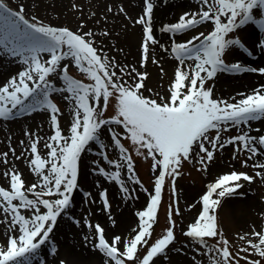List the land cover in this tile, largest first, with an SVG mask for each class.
Returning a JSON list of instances; mask_svg holds the SVG:
<instances>
[{
  "label": "snow or ice",
  "instance_id": "1",
  "mask_svg": "<svg viewBox=\"0 0 264 264\" xmlns=\"http://www.w3.org/2000/svg\"><path fill=\"white\" fill-rule=\"evenodd\" d=\"M196 3V10L182 13L176 22L159 29L170 35V51L177 62L168 87L161 94L147 86L148 72L121 66L104 53L96 43V33L91 29L83 31V22L76 31L52 26L36 16L26 18L23 4L14 10L7 0H0V59L10 57V63L20 66L18 72L0 85V119L10 121L43 112L52 132L45 138L26 130L28 143L19 142L22 146L19 155L10 146V138L9 151L0 152V164L4 166L0 177L7 183V187L0 186V226H3L0 264H32L42 247L49 245L58 218L71 209L83 154L95 145L99 146L97 154L115 169L109 172L99 168V174L116 183L124 199H138L136 190L130 191L122 179L124 172L129 182L141 183L134 158L122 140L130 141L137 156L151 158L154 186L152 192L144 189L148 194L146 206L135 212L137 223L126 236L116 234L109 238L99 223L83 219V226L88 229L83 244L101 255V264H156L158 259L167 260L168 250L177 239L172 218L175 201L169 206V226L150 243L166 178H171L175 196L176 181L185 162L195 159L200 165L197 170L207 171L215 154L228 145L236 146L234 160L239 159L240 152L247 154L241 161L242 167L251 166L258 171L253 176L232 170L208 183L198 201L201 205L198 215L182 234L198 249L202 247L212 264H240L241 260L245 264H262L264 224L260 230L253 226L251 232L239 235L238 239L247 247L233 254L219 227L217 209L223 200L242 195L239 190L243 182L252 183L256 177L264 180V161H255L257 156H264V134H250L251 122L264 120V84L248 94L238 93L240 99L233 97L234 102L214 98L213 88L206 85L220 73L264 76V66L225 62L233 47L251 55L241 39L230 34L249 24L264 32V0H196ZM156 6V0H142L141 14L134 21L141 26V68L149 62L159 66L154 55L156 46L169 51L154 32ZM119 10L124 11L122 6ZM108 11H112L111 6ZM208 25L210 30H199ZM189 32L195 34L183 42L174 38ZM103 35L108 36V31ZM259 43L264 50V38ZM71 66L88 82L74 78ZM160 74L165 75L162 67ZM53 94L61 95L70 106L66 129L61 125L63 113L51 98ZM113 101L115 114L105 118ZM117 128L121 131H116ZM230 129H236L238 134L224 140L222 133ZM105 130L108 144L101 139ZM213 130L215 134L210 135ZM41 144L43 151L38 148ZM109 145L118 150L119 159H110L106 154ZM9 153L16 161L23 160L28 165L36 178L34 182L27 183L22 178V173L10 162ZM98 195L102 210L109 211L107 190ZM85 196L91 198V193ZM175 214L180 215L178 207ZM261 215L264 217V213ZM109 220L114 227V218L109 215ZM75 223L80 225L81 221ZM209 240L215 243L210 244ZM49 251L52 255L58 252L55 246ZM250 255L259 259H250ZM40 264L45 261L40 259ZM57 264L67 262L61 259Z\"/></svg>",
  "mask_w": 264,
  "mask_h": 264
},
{
  "label": "rangeland",
  "instance_id": "2",
  "mask_svg": "<svg viewBox=\"0 0 264 264\" xmlns=\"http://www.w3.org/2000/svg\"><path fill=\"white\" fill-rule=\"evenodd\" d=\"M44 0H7L10 7H12L14 10H18V5L23 4L25 7V15L26 18L31 19L32 16H36L39 20L43 21L45 24H50L52 26L57 27H68L73 31L77 30V26L83 22L85 27L83 28V31L92 30L96 33V43L99 45L104 53H106L109 57H114L116 62H118L121 66L124 65H130L136 67L138 70V63H140V52H138L137 55V65L130 63L127 59H123L121 57V54L119 51L122 49L125 50L129 45L134 46V48L140 47V40L138 36L135 35L136 29L135 27H131V23H134V21L137 19L135 15H139L142 10V4L138 6V11L136 12H130L128 11L124 15H121L120 23L117 25V27L113 25H106L102 29V24L98 23L99 15L97 14L95 17V20H93L94 23H97L99 28H93L94 26H91L89 24V20L84 16L85 11L92 10L95 8L94 6H103V9L99 10V14L103 11H108V8L112 4L110 3L111 0H91L92 3L89 5L87 4L90 0H84L83 4L80 0H62V1H53V2H47L46 4L43 3ZM90 1V2H91ZM121 4L124 6L125 10L128 8L124 5L123 2L118 4V10L121 7ZM169 4V0H160L159 7H165L166 8ZM44 6V8H42ZM114 6V4H113ZM197 8V5H196ZM195 6L192 10L188 9L182 11V13L186 11H194L196 10ZM49 9L51 11H49ZM49 11V12H48ZM120 11V10H119ZM124 12V11H123ZM178 12L179 10L173 9V13L166 17V20L164 21V24L168 23H174L178 20ZM71 13V15H70ZM129 14L128 17L126 15ZM86 15V14H85ZM135 16V18H134ZM102 15H100V18ZM155 17V16H154ZM91 20V19H90ZM173 20V21H172ZM102 21V20H101ZM129 21V22H128ZM161 23V21L159 22ZM161 25V24H160ZM161 26L156 24L154 21V32L157 38H159L160 42L170 50L171 45V39L169 34L161 33L159 31ZM210 25L206 27L199 28L200 31H207L210 30ZM100 29H102L100 31ZM106 29V30H104ZM141 30V29H140ZM104 31L113 32L115 34L113 35V38L115 40V46L118 47V50H111V52H107L108 47L106 46L105 39L106 37L110 36H104ZM195 33L189 32L186 35H178L174 37L177 39L178 42H183L186 39L190 38L191 35ZM123 39L124 43H119V39H117V36ZM230 36L239 37L241 41L245 44V47L248 49V52L251 53L249 55L247 52H244L243 49H239L236 47H233L229 50V54L225 56V62L226 63H235L239 62L246 66H264V59L263 61L253 63L252 57L254 52V44L256 45L257 49H261L260 46V40L264 38V32H261V30L256 25H246L241 30H237L235 33L230 34ZM156 48V47H155ZM158 50L160 52L162 51L159 46H157ZM264 51V50H263ZM168 54V52H164ZM171 53V51H170ZM111 55V56H110ZM45 58H47V55H45ZM12 58H2L0 59V68H4L5 65L12 64L13 65V72L16 73L20 70V66L18 63H10L9 61ZM177 63V62H176ZM165 71V75L162 77L159 73H156L154 77L149 74V79H147L146 83L147 86L152 88L154 91H159L161 94L165 93L166 88L164 85V80H167L168 77H171L173 75V72L171 70H174V67H162ZM166 70H165V69ZM145 71V70H142ZM147 72V71H146ZM70 74L76 78L84 80L85 82H88L87 78L80 73L74 66L70 67ZM171 74V76H170ZM151 76L153 77L152 80H150ZM251 76L258 77L256 80V87L258 85L264 84V76L254 73H220L218 76L212 80L209 81L206 85L207 87L213 88V97L216 99H223L227 100L229 102H234L232 100L233 97H235L237 100L240 99V96L238 93H245L248 94L251 91L243 92L240 88H234L236 84L242 83V82H249L251 79ZM10 77V76H9ZM8 76L3 77V79L0 80V85H2L4 82H6ZM156 78V79H154ZM157 80V83L152 81ZM57 86H61V82L56 81ZM255 87V88H256ZM238 89V90H236ZM145 95H148V93H145ZM55 103L58 104L60 107L63 115L61 117V125L65 129L68 126L69 120H70V106L67 101H65L61 95L59 94H53L51 97ZM114 101L112 105L109 107L107 112L105 113V118H108L115 114V107H114ZM43 112L33 113L31 115H25L20 117H15L10 121H2L4 122V127H7L5 124H9L11 127V124L13 123V126L17 127L14 123H21L23 124V127H17L23 129V132L26 130L29 132H35L37 135H46L49 136L52 134L51 128L49 125L48 116ZM36 120H40L41 124L46 122L45 128H31V130L28 129L29 126L27 124L29 123H35ZM26 124V125H25ZM45 125V124H44ZM245 130H248L247 126H243ZM251 135L258 136L264 134V121H253L251 122ZM256 129H259V132L256 131ZM116 131H121V129L117 128ZM6 133V138H2V142H0V152H7L9 151V138L11 141V147L14 146L15 141H17L16 137L18 138V133L9 134L8 132H5V129L3 130V127H0V134ZM104 134L108 136L107 131L105 130ZM215 131L213 130L210 135H214ZM238 132L236 129H230L227 132L222 133V138L224 140H227L228 138L237 135ZM13 136V137H12ZM20 136V135H19ZM5 137V134H4ZM28 143V139L25 136L24 133H22V136H20ZM19 137V138H20ZM102 139V138H101ZM103 142L105 144H108L109 138L103 137ZM122 143L125 144V146L128 148L129 153L133 156L135 161V172L140 180V184H134L128 181L127 174L122 172V179H124L127 183V186L129 187L130 191L132 189H135V195L139 196V193H143L145 197H147L148 200V194L144 191V189H148L149 192H152L153 186H154V179L155 174L151 170V158L144 159L141 156H137L134 150V147L131 145L130 141L122 140ZM210 147V146H209ZM38 148L42 150V144L38 145ZM236 146L235 145H228L223 150H220L215 154L214 160L209 164L207 171L203 170H197L200 168V165L196 162L195 159L191 163L185 162L180 171L182 172V175L177 178L176 181V193L175 196L172 192L171 187V178H166L164 190L162 192V199L160 206L158 208L157 212V222L153 226V235L150 240V243L154 241L155 239L159 238L161 235H163L165 229L169 226L168 225V212H169V206L173 205V202L175 201V205L173 208V220L176 222L175 227V235L177 237L176 242L170 246L168 250V259L164 260L163 258L158 259L156 261V264H212L209 255L205 254L204 249L197 248V246L192 243L188 238H186L182 233L186 229V226L193 222L194 218L198 215V212L200 211L201 205L198 203L200 196L206 191V186L208 183L213 182L218 176L229 173L232 170H236L239 172H246L250 175L255 176V172L258 171V169H253L251 166L248 167H242L241 161L246 159L247 154L244 152L239 153V159H233V153L235 151ZM17 149V146H16ZM22 148L19 149V151H16V155H19ZM43 151V150H42ZM99 151V146L95 145L92 147L91 151L86 152L83 154V160L87 164V171L89 173H96L97 174V181L96 184L99 185V187L96 185L95 192L91 188L82 189L80 191L79 195L85 196V193H91L90 200L92 203H95L97 205L101 199L99 198V192L103 190H107L108 193V200L110 204V215H113V211L117 208V206H121L123 202L120 200L116 202V200H113V198H116L114 196L118 195L123 198L122 193L119 190V186L106 179L103 175L99 174V168H104L105 171H113L115 170L113 166L108 165L106 161L102 159L101 156H99L97 153ZM19 153V154H18ZM106 154L109 156L110 159L116 160L119 159V152L117 149H115L113 146L109 145L106 149ZM9 160L11 163L16 162L15 166L19 169V171L22 173V178L25 179L27 183H31L35 181V176L33 175L29 180L27 179L26 172L23 171L21 168H19L18 161L15 160L14 156H12L11 153H9ZM14 160V161H13ZM255 161H264V156H258L255 158ZM27 166V164L21 160L20 163H22ZM252 161L249 162L251 165ZM78 181H79V175H78ZM5 186H7L6 181H3ZM244 186L239 190V193L236 196L227 198L222 201V206L217 209V216H218V224L220 229L222 230L224 236L229 240L230 242V251L235 254L241 247H247V245L240 241L238 239L239 235H242L245 232H251L252 227L255 226L257 230H260L261 225L264 224V217H262V213H264V180H262L260 177H256L255 180L252 183L243 182ZM86 187V186H85ZM30 198H31V194ZM76 195L74 192L73 197ZM89 198V197H86ZM97 199V200H96ZM146 199V198H145ZM102 202V201H101ZM128 203V202H127ZM192 205H195V207H190ZM146 206V203L139 204L134 207L133 211L130 215H132V219L134 220V225L127 231H118L117 234L126 236L130 232V230L135 227L137 223V218L135 217V212L139 210H143ZM175 207H178L180 209V215L175 214ZM72 210V209H70ZM68 211L66 214L62 215L58 218V223L55 226V229L59 227L60 221H68L69 215L70 220L69 221H81L83 222V219L80 218V216H76L75 211ZM76 216V217H74ZM90 222L97 223L93 220H91L92 216H87ZM54 229V231H55ZM3 230V226H0V231ZM210 244H214L215 241L209 240ZM51 246H55V244H49L42 247L38 258L34 259L32 264H40V259H43L45 261V264H48L51 260H53L54 264H57V262L63 258L58 259L59 255H52L49 251V248ZM56 248L58 246H55ZM58 250V249H57ZM241 255H244V253H241ZM53 256V257H52ZM195 258V259H194ZM250 259H259L258 256L250 255ZM51 259V260H50ZM50 260V261H49ZM64 260V259H63ZM240 264H245L244 260L240 261ZM262 264H264V261H262Z\"/></svg>",
  "mask_w": 264,
  "mask_h": 264
},
{
  "label": "bare ground",
  "instance_id": "3",
  "mask_svg": "<svg viewBox=\"0 0 264 264\" xmlns=\"http://www.w3.org/2000/svg\"><path fill=\"white\" fill-rule=\"evenodd\" d=\"M53 1H62V0H44L43 3L46 4L47 2H53ZM91 1V0H90ZM88 1V5L90 3H92V1L90 2ZM81 3L79 4H83L84 0H80ZM123 2L124 5L128 8V10L124 8V6L121 4V6L124 9V12H121L118 10V4ZM110 3L112 4V11H103L102 14H99V10L103 9V6H94L95 8H93L92 10L89 11H85L84 16L90 21L89 24L91 26H94L93 28H99L97 23H94L93 20H95L96 15H99V20L98 23L102 24V29L103 27L106 25H113L114 27L120 23V16L124 15L125 13H127L128 11L135 13V10H139L138 6H140V4H142V0H111ZM114 4V6H113ZM156 7L154 9V21L156 22V24H158L159 26L164 25V21L166 20V17L174 14L173 13V9L175 7V9L179 10L178 15L182 14V11L185 10H192L193 7L195 6L196 8V0H169V4L166 8L165 7H159L160 5V0H156ZM42 8H44V6H42ZM182 10V11H181ZM49 11H51L49 9ZM48 11V12H49ZM86 14V15H85ZM141 14V12H140ZM139 14V15H140ZM71 15V13H70ZM100 15H102V17L100 18ZM139 15H135L137 18ZM129 14L126 15V17H128ZM134 16V18H135ZM91 19V20H90ZM102 20V21H101ZM161 21V23H159ZM173 21V20H172ZM129 22V21H128ZM161 24V25H160ZM130 25H132L131 27H135L136 32L135 35L138 36L139 40L141 41V26L137 25L135 23H131ZM100 29V31L102 30ZM106 30V29H104ZM109 34H111L110 36L106 37L105 39V43L106 46L108 47L107 52H111V50H118V47L115 46V40L113 38L112 34H115L113 32H109ZM117 36V35H116ZM120 37L122 36H117V39H119V43H124L123 39H121ZM139 41V42H140ZM254 52L255 54L252 56L254 58H252L253 63H257L260 61H263L264 59V51L263 50H259L257 49L256 45L254 44ZM158 48L156 46L155 48V52L154 55L156 56V58L159 60V66L156 64H152V63H147L145 65L144 68L140 67V63L137 62V55L139 51V47L134 48V46L129 45L125 50L123 51H119V53L121 54V57L123 59H127L130 63L139 64L138 68L140 69L139 71L145 70L147 72H149V74H151L153 77L154 75H156V73H158L160 71L161 67H175L176 65V61L174 59V57L172 56V54L170 53V50L168 51V54L164 53V52H160L157 51ZM111 56V55H110ZM159 69V71H158ZM165 69V68H164ZM166 70V69H165ZM171 72H173L171 70ZM165 73V71H164ZM15 73L13 72V65L9 64V65H5L4 68H0V80L3 79V77L5 76H11L14 75ZM160 74V73H159ZM161 75V74H160ZM150 78V80H152V77ZM171 76V74H170ZM258 77H254L251 76V80L249 82H242V83H238L235 85L234 88H240L241 90H243V92H248L253 90L256 85L258 83H256ZM149 79V78H148ZM156 79V78H154ZM155 82L157 83V80H154L151 82V84ZM169 83V77L167 78V80H164V85L165 87L168 85ZM238 90V89H236ZM45 115V114H44ZM3 120L0 119V127H3V130L5 129V132H8L9 134H14L13 131L15 133H18L20 136H22L23 129H21L23 127V124L21 123H14L15 125H17V127H21L18 128L13 126V123L11 124V127L9 126V124H5L8 126L4 127V122H2ZM264 121V120H263ZM45 124V125H44ZM26 125V124H25ZM28 129L31 130V128H45L46 127V122L41 124L40 120H36L35 123H29L27 124ZM5 134V137H4ZM18 135L14 137L17 139V141H15L14 146L16 149V151H19V149L22 148V146L20 145V139L22 137H20ZM42 137L46 138V135H41ZM13 137V136H12ZM20 137V138H19ZM101 137H107L109 138V136H107L106 134H102ZM2 138H6V133H2L0 134V139L2 140ZM22 139H26V138H22ZM28 139V137H27ZM0 140V142H2ZM28 142V141H27ZM25 144L27 145L26 141ZM1 145V144H0ZM19 154V153H18ZM84 156V155H83ZM258 157V156H257ZM14 161V160H13ZM14 164L16 162H13ZM19 168H21L23 171L26 172L27 175V179L29 180L34 174H32L29 171L28 165L25 166L22 163H20V161H18V165ZM88 167L86 162L83 160L82 157V161H81V165H80V171H79V181H78V188L75 190L76 195L73 198V203L71 206V209L73 211H75L76 216H80V218L84 219L87 218V216L89 217L90 215L92 216L91 220L99 223L106 231L107 237H112L113 235H116L118 233V231H127L129 230L135 223L133 222L134 220L132 219V215L131 212L133 211L134 207L139 205V204H143L144 202H147V197H145L143 195V193H139L138 199H134V200H127L124 199L122 197H120L117 193L116 198H113V200H116V202H118L119 200L121 202H123V204L121 206H117V208L113 211V215H110L109 211H103V203L101 201H99V203L97 205H95V203H92V201L90 200V198H86L83 197L80 194V191H82V189H86L91 188L93 189V191L95 192V188H96V181H97V174L96 173H89L87 171ZM4 170V166L2 164H0V171ZM3 181H6L4 178L0 177V186H5L3 183ZM86 186V187H85ZM7 187V186H5ZM146 198V199H145ZM97 200V199H96ZM128 202V203H127ZM70 210V211H72ZM109 215L114 218L115 220V226L113 227L111 221L109 220ZM74 216V217H76ZM69 220H70V215H69ZM60 221V225L57 229H55L54 233L52 234V240L54 244H57L58 247V252L57 255H59L60 258H63L67 264H101V255L92 251L90 249V247L88 246H84L83 244V236L85 234H87L88 229L86 227L83 226V222H81L80 225H77L75 222L76 221ZM78 221V220H77ZM82 221V220H81ZM54 256V255H53ZM52 256V257H53ZM51 260V259H50ZM49 260V261H50ZM34 264V263H33ZM48 264H54L53 260H51Z\"/></svg>",
  "mask_w": 264,
  "mask_h": 264
}]
</instances>
